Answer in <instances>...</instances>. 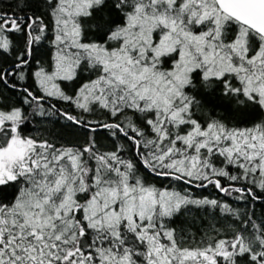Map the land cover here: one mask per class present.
Instances as JSON below:
<instances>
[{
    "label": "snow or ice",
    "instance_id": "1",
    "mask_svg": "<svg viewBox=\"0 0 264 264\" xmlns=\"http://www.w3.org/2000/svg\"><path fill=\"white\" fill-rule=\"evenodd\" d=\"M0 264H264V0H0Z\"/></svg>",
    "mask_w": 264,
    "mask_h": 264
}]
</instances>
